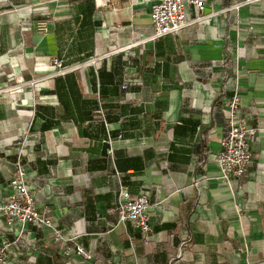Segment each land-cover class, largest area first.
I'll return each instance as SVG.
<instances>
[{"label":"crops","instance_id":"obj_1","mask_svg":"<svg viewBox=\"0 0 264 264\" xmlns=\"http://www.w3.org/2000/svg\"><path fill=\"white\" fill-rule=\"evenodd\" d=\"M153 1L0 0V204L19 162L55 226L19 236L0 216L14 264H264V1L150 40ZM52 59L95 64L52 76ZM234 85L256 133L226 184L214 155ZM121 188L148 193L147 238L108 213Z\"/></svg>","mask_w":264,"mask_h":264},{"label":"built area","instance_id":"obj_2","mask_svg":"<svg viewBox=\"0 0 264 264\" xmlns=\"http://www.w3.org/2000/svg\"><path fill=\"white\" fill-rule=\"evenodd\" d=\"M264 0H240L232 2L219 12L210 11L205 13L207 5L202 0H154L150 6L149 18L151 21L152 35L150 40L162 38L169 35H177L187 27L194 24L207 22L218 13L236 11L242 6L252 5ZM190 7V12L188 8ZM36 25L40 33H46L48 23L39 20ZM94 60L84 63L63 67L57 59L51 60L53 75H62L85 66L94 65ZM42 83L40 80L23 81L18 80L16 84L7 87L11 92H19L20 85H35ZM126 84L121 88L125 89ZM3 90H0V93ZM223 106L226 110V121L224 125V135L220 143V148L214 155V161L219 169V179L226 184H239L248 174L251 164V145L255 139L256 129L249 125L247 119L242 114L239 94L236 85L229 97H225ZM102 115L99 109L96 111ZM14 171L9 180V195L0 204V216L4 228L10 233L18 231L19 236L24 233L27 227L52 228L53 219L46 208H40L36 203L34 190L27 183V173L25 168L16 162ZM150 202L147 192L139 195H131L126 188H121L117 194L114 205L108 210L110 214H116L118 221H128L132 226L147 238L152 231V223L149 215ZM55 236L60 237L59 231H54ZM9 243L0 242V264H14L8 259ZM66 255L73 253L85 261L92 258L90 252L74 243L68 246L64 252Z\"/></svg>","mask_w":264,"mask_h":264}]
</instances>
